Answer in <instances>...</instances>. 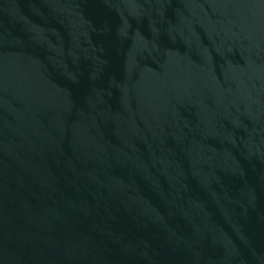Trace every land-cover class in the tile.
<instances>
[{"label": "water", "instance_id": "water-1", "mask_svg": "<svg viewBox=\"0 0 264 264\" xmlns=\"http://www.w3.org/2000/svg\"><path fill=\"white\" fill-rule=\"evenodd\" d=\"M0 264H264V0H0Z\"/></svg>", "mask_w": 264, "mask_h": 264}]
</instances>
